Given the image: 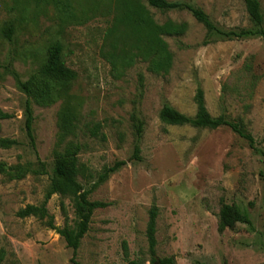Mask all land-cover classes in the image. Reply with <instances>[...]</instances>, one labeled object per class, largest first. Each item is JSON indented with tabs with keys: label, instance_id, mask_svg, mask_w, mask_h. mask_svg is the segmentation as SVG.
I'll return each mask as SVG.
<instances>
[{
	"label": "rangeland",
	"instance_id": "rangeland-1",
	"mask_svg": "<svg viewBox=\"0 0 264 264\" xmlns=\"http://www.w3.org/2000/svg\"><path fill=\"white\" fill-rule=\"evenodd\" d=\"M117 1L0 0V142L7 145L0 143V164L10 169L0 173L1 264H71V249L47 219L17 216L43 202L56 156L68 142L81 144L78 182L85 190L104 167L126 162L88 196L107 207L92 215L77 251L79 264H158L165 258L175 264H264V38L215 35L205 45V29L187 12L149 8L158 24H186L182 36L164 38L173 55L171 69L154 75L136 61L115 71L105 57L104 32ZM168 1L200 8L222 33L257 29L242 0ZM258 2L264 21V0ZM10 26L8 40L4 30ZM56 42L64 66L76 77L54 84L51 103L29 98L31 142L25 129L27 96L14 76L23 81L35 76ZM197 89L208 113L241 124L258 151L227 127L197 129L159 120L164 104L193 117ZM61 113L77 118L75 138L61 139ZM138 119L139 161L131 159ZM94 124L104 139L88 135L86 126ZM222 203L237 206L249 224L219 233ZM152 206L158 211L154 257L146 240ZM46 209L56 228L74 226L69 197L51 196Z\"/></svg>",
	"mask_w": 264,
	"mask_h": 264
},
{
	"label": "trees",
	"instance_id": "trees-1",
	"mask_svg": "<svg viewBox=\"0 0 264 264\" xmlns=\"http://www.w3.org/2000/svg\"><path fill=\"white\" fill-rule=\"evenodd\" d=\"M245 11L251 23L257 28L255 31L241 30L239 33L219 32L215 24L208 15L198 7L182 1L168 0H147L144 6L136 0H118L114 8L112 24L104 32V42L107 50L105 57L115 71L131 67L136 61L146 63V69L154 75L166 74L172 67L173 55L165 42V37H180L186 32V24L173 21H166L158 24L149 12L152 8L161 13L168 12H187L190 16L206 31L204 44L210 43V38L219 35L227 39L244 38L249 36H260L264 38V21L258 0H242ZM5 37L10 40L13 28L7 27ZM62 47L59 43L51 44L47 49V57L38 73L27 81L21 80L17 75L14 76L16 83L21 91L27 96L25 102V129L27 136L32 142V111L29 98H37L39 101L51 103L54 95V84H68L76 77L75 73L64 66L62 61ZM140 87H142V76H139ZM37 86V89L34 87ZM194 102L196 113L193 117L183 115L170 106L164 104L159 111V120L169 126H191L197 129L215 130L220 127H227L239 138L245 140L251 150L258 151L254 138L247 133L241 124L232 123L224 117H212L206 107L204 95L201 89H197ZM47 103V104H48ZM7 118V116H4ZM76 117L61 113L59 116V131L61 139L72 136L76 137L78 129ZM136 132V142L133 146L132 160L139 161L140 148L139 140L142 134V122L138 119L134 125ZM88 135L92 138L104 136L100 133L98 124L86 126ZM2 147L6 142L1 141ZM81 151V144L68 142L61 153H58L53 166V175L50 179L43 202L38 206H26L17 213L19 218L35 217L39 220L47 219V226L55 231L65 242L67 248L71 249V264H79L76 261L77 251L81 240L89 231L93 213L98 209L107 207L106 203L90 201L88 196L99 185L105 183L111 175L122 169L126 162L117 161L111 166L104 167L97 175L96 182L89 190H85L78 182V177L82 175V166L78 160V153ZM264 156L263 153H261ZM264 164V163H263ZM10 171L0 164V173ZM24 176V173L18 178ZM59 194L69 197L76 222L74 226H64L56 228L53 225L52 217L48 214L46 205L51 196ZM158 211L152 206L148 214L146 226V240L148 253L151 257L155 256L156 247V219ZM236 224H249L246 215L240 212L237 206L222 203L218 212L217 230L222 233L226 229L232 230ZM124 249L126 246L124 244ZM1 264V260H0ZM131 264H138L131 262ZM158 264H175L173 258H165L158 261Z\"/></svg>",
	"mask_w": 264,
	"mask_h": 264
}]
</instances>
